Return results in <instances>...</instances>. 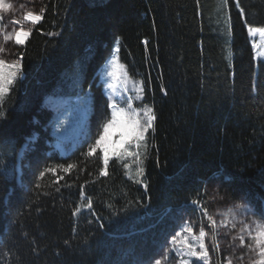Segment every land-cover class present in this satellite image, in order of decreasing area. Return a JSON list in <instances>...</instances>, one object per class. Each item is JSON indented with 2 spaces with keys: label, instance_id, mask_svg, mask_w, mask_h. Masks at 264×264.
<instances>
[{
  "label": "trees",
  "instance_id": "1",
  "mask_svg": "<svg viewBox=\"0 0 264 264\" xmlns=\"http://www.w3.org/2000/svg\"><path fill=\"white\" fill-rule=\"evenodd\" d=\"M239 5L242 15L233 0L226 6L222 0H44L43 20L17 48L24 52L25 78L13 86L0 124V264L153 260L176 225L185 219L206 223L199 209L184 205L199 193L210 213L213 183L229 201L247 200L261 210L264 63L255 61L248 28L264 27V0ZM117 40L119 62L132 80L143 82L142 104L157 116L141 184L120 159L101 177L100 157L82 155L105 122L100 73ZM77 60L82 90L73 87V75H65ZM88 92L87 135L72 154L60 157L47 144L56 141L58 119L44 99L63 95L75 103ZM35 134L18 185L17 156ZM68 163L76 165L71 173L57 168L56 175L39 177L46 167ZM88 197L96 216L85 211L74 217Z\"/></svg>",
  "mask_w": 264,
  "mask_h": 264
},
{
  "label": "snow or ice",
  "instance_id": "2",
  "mask_svg": "<svg viewBox=\"0 0 264 264\" xmlns=\"http://www.w3.org/2000/svg\"><path fill=\"white\" fill-rule=\"evenodd\" d=\"M228 0H222V6H226ZM13 3L9 0H0V23L4 21L5 14H11L13 11ZM235 7L239 8L240 14H243V9L240 8L239 0H235ZM46 9L41 8L40 11H28L24 14L23 22L31 24L33 27L25 28L23 22L19 19L13 18L11 24L15 26L16 30L14 32L5 31L3 33V41L5 44L13 43L15 46H24L32 35L33 28L40 24L44 18V13ZM229 27H231V21L229 18ZM247 23V21H245ZM250 35H255L257 32L264 37V27H251L248 28ZM49 35H56L55 33H49ZM147 43V41H145ZM120 52L119 40L116 42V47L114 52L111 54V68L110 70H105L107 77L111 80H104L107 88L111 90V93L117 94V81H120L124 86L122 89L123 93L128 91L126 80L129 73L125 70V65L120 63L118 60V54ZM8 54L4 44H0V124L7 118V112L4 110V105L7 103L8 96L10 95L13 86L17 80H23L25 78L24 73V52L15 53V59L8 61L4 58ZM73 75L76 79L74 81L73 87L81 88L82 90V73H81V62L77 60L74 65V71L71 73L66 72L65 75ZM93 84L100 87V84L96 82V77L94 76ZM255 87V85L253 86ZM137 91L140 93L138 97L142 102L145 99V86L141 82ZM166 94V92H165ZM108 95L105 101V122H102V131L99 132L98 137L94 140V143L89 145L86 153L82 155L86 157L99 156L102 160L103 167L99 170V175L101 177H107L109 175L110 162L119 160L124 157H134L139 163L140 154L138 151H132L134 146L139 149L142 145L147 146L148 137L154 132L155 122L157 116L152 106L144 107H133L132 98L123 94ZM124 105V106H122ZM110 110V118L107 116V112ZM114 129H120V132L115 139H111V132ZM154 138V136H153ZM37 137L33 135L30 138V142L34 143ZM2 148V145H0ZM27 149V144L25 145ZM111 153V154H110ZM22 158V156H21ZM144 159H148L147 151L145 152ZM3 161H0V167H3ZM130 165L128 163L123 164L124 169H128ZM57 168H62L64 173H71V171L76 168L73 163H68L66 166L63 164L57 165L56 167H46L43 171L39 172V177L43 178L46 172H51L56 175ZM144 172L142 167L137 168V176H141ZM127 175V173H125ZM215 176V174H213ZM64 179L63 176L59 177L56 181L58 184L60 180ZM211 179V177L209 178ZM231 181L232 177L226 178ZM143 181L139 178L135 180V183L141 184ZM205 185L207 181L204 182ZM36 187H40L37 183ZM145 190L147 185H144ZM57 192L60 191L59 188L56 189ZM81 199H84V193H80ZM185 208L199 209L201 215L206 218V223L200 222L198 228V234L194 231V224L192 222H185L181 224V231L175 232L171 237V244L173 245V250L175 257L179 258L178 264H209V246L205 243V239L209 238L211 241L212 252L214 254L219 253L220 244L218 242V236L220 235V229H228V222L221 220L218 221L213 214H210L206 205L200 203L199 193L196 199H192L190 204L186 203ZM88 212L92 216H96L93 209V201L90 197L87 198V205L84 209L77 206L72 212L75 217L82 212ZM228 214L232 216L231 228L235 229L236 215H256L257 219L261 223H257V220H251L250 223H244L243 220L240 221L244 226L240 228L238 236H232L230 241V247L232 248V253L227 257V264H233V257L239 262V264H244L245 255L248 256L251 264H264V210L259 213H251L250 205L248 203L237 202L233 204L229 210ZM99 219V218H98ZM91 222V221H89ZM103 228V224H100ZM207 229V230H206ZM75 232V227L73 229ZM182 233H187L188 236L192 237L194 242H189L188 237L184 236L182 241L179 243L182 245L180 248H176L177 237L181 236ZM239 241L237 244L236 241ZM65 245L69 243L68 240L64 241ZM199 248V251L197 250ZM240 251V255H236V251ZM258 254V259H252L253 255ZM184 257H188L185 259ZM195 258L192 261L190 258ZM172 258V257H170ZM151 264V262H149ZM155 264H162L160 259L155 260Z\"/></svg>",
  "mask_w": 264,
  "mask_h": 264
},
{
  "label": "rangeland",
  "instance_id": "3",
  "mask_svg": "<svg viewBox=\"0 0 264 264\" xmlns=\"http://www.w3.org/2000/svg\"><path fill=\"white\" fill-rule=\"evenodd\" d=\"M233 1L235 3V0ZM9 2L13 3L14 7L12 13L5 14L4 21L0 23V44H4L8 52V54L4 58H6L8 61H11L16 58L14 54L17 53V48L20 46H15L13 43L5 44L3 41V33L5 31L14 32L16 30L15 26L11 24V20L13 18L19 19L23 22V17L26 12L34 11L38 13L43 6L44 0H9ZM22 26H24L25 28L33 27L31 24L27 22H23ZM248 35L254 49L255 60L257 62H264V37H262L258 32L255 35H250L248 31ZM110 68H111V58L104 65L100 73V80L104 84L105 94L107 96L117 95V98H119L118 94H123L132 98L134 108L144 107L142 101L138 98L140 96V93L137 91L141 83L132 80L129 76L125 82L128 89L126 93L122 92L124 85L120 81H117V94L111 93V90L108 89L106 84L104 83V80H108V81L111 80V78L107 77L105 74V70L106 69L110 70ZM123 71H125V69L121 70V72ZM44 101L52 109L56 110L55 113L58 119V122H56L53 129V134L55 136L56 142L48 143L50 146H53L54 148L53 151H57L58 149L57 143H60L61 146H63L67 142L78 139L81 136V134L83 133L86 134L85 132L86 124H87L86 119H87V114L90 113L91 111V103H92V96L89 92L86 95H84L81 98V100L79 99L75 103H72V100H70L66 96L52 95V94L46 96ZM119 132L120 129H114L111 132V139L117 138ZM29 143H31L30 140H27L26 142L27 149L29 148L28 146ZM25 145L21 149V151H23V155L20 152L18 154L17 161H19V159L20 161H23L25 157L24 156L25 151H27V149H25ZM72 146L73 145H71L69 148H71ZM69 148L67 149L69 150ZM131 150L139 152L141 162L138 163L134 157H124L121 158L120 160L130 165V167L127 169L128 176L130 178L140 179L143 176V174L141 176H137V168L142 167L145 170V166H144L145 146L142 145L139 149H136L133 146ZM207 198L211 211L210 214H213L218 221L224 220L229 224L228 229H224V228L220 229V235L218 236L220 249L218 254H214L212 252L211 241L209 240V238L205 239V243L209 246V255L211 258L209 264H227V257H229L232 253V248L230 247L231 237L238 236L240 228L244 226L243 224L240 223V221L243 220L244 223H250L251 220H257V223H261V221L257 219L256 215L240 216L239 214H237L236 215L237 226L235 229H232L231 228L232 216L228 214V210L233 204L237 202L234 203L232 201H229L227 198H225L221 194L219 185L217 183H213L212 185H210V187L208 188ZM240 202L248 203L250 205L251 213L255 214L260 212L258 211L257 206L252 204L250 201L244 200ZM261 210H264V207ZM185 222H191V221L189 219H185ZM185 222H181L179 225L175 226V228L173 229L171 234L167 237L165 242L162 245H160V247L157 249V254L153 260L141 261L133 264H149V262H151V264H155L156 259H160L162 264H178L179 258L175 257L174 251H172L173 245L171 244V237L172 235L175 234V232L181 231V224ZM193 224H194V231L196 232V234H198V228L200 223H198L197 225L195 223ZM184 236L188 237L189 242H194L191 236H188L187 233H182L181 236L177 237L178 243L175 246L176 248L182 247V245L179 242L182 241ZM236 243L237 244L239 243L238 239ZM197 250L199 251L198 247ZM236 255L237 256L240 255L239 250L236 251ZM184 258L188 259V257H184ZM258 258H259L258 254H255L252 257V259H258ZM190 259L195 260L194 257ZM233 264H239V262L235 259V257H233ZM244 264H251V261L249 260L247 255H245Z\"/></svg>",
  "mask_w": 264,
  "mask_h": 264
},
{
  "label": "water",
  "instance_id": "4",
  "mask_svg": "<svg viewBox=\"0 0 264 264\" xmlns=\"http://www.w3.org/2000/svg\"><path fill=\"white\" fill-rule=\"evenodd\" d=\"M18 174V183H21L22 171L20 168L18 169Z\"/></svg>",
  "mask_w": 264,
  "mask_h": 264
}]
</instances>
